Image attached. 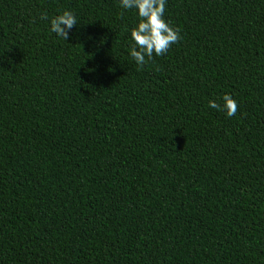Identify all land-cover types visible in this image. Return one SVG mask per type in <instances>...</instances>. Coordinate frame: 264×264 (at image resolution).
<instances>
[{"label": "trees", "instance_id": "16d2710c", "mask_svg": "<svg viewBox=\"0 0 264 264\" xmlns=\"http://www.w3.org/2000/svg\"><path fill=\"white\" fill-rule=\"evenodd\" d=\"M164 19L138 67L118 0H0V264H264V0Z\"/></svg>", "mask_w": 264, "mask_h": 264}, {"label": "clouds", "instance_id": "9594fccd", "mask_svg": "<svg viewBox=\"0 0 264 264\" xmlns=\"http://www.w3.org/2000/svg\"><path fill=\"white\" fill-rule=\"evenodd\" d=\"M118 3L121 9L132 11L136 16L137 22L129 30V55L138 67L153 55L165 53L180 38L178 30L164 19L167 0H118ZM42 18L48 20L49 31L63 41L68 40L72 30L80 24L71 10H63L51 18L44 14ZM208 107L228 117L234 116L237 111L235 99L227 93L221 95L218 101L209 100Z\"/></svg>", "mask_w": 264, "mask_h": 264}]
</instances>
